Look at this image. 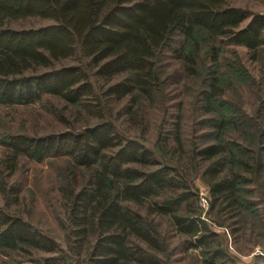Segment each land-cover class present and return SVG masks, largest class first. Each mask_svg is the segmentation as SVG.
<instances>
[{"label":"trees","instance_id":"16d2710c","mask_svg":"<svg viewBox=\"0 0 264 264\" xmlns=\"http://www.w3.org/2000/svg\"><path fill=\"white\" fill-rule=\"evenodd\" d=\"M246 17L247 12L230 0H0V105H30L48 95L99 118L80 131L0 138L15 156L37 161L67 158L63 190L70 202L69 238L73 251L87 244L85 264H159L157 253L165 249L161 233L133 206L147 201L149 212L168 216L178 234L208 248L211 228L191 210L186 190L176 192L177 182L169 176L173 167L164 162L163 149L156 154L138 139H125L105 116L111 97L127 100L126 114L132 123L144 103L161 99L160 58L168 50L188 75L200 78L197 97L203 115H210L202 124L213 131L202 134L201 140L210 142L192 154L213 164L209 182L215 202L224 199L237 211L249 207L240 197L243 182L235 169L251 171L250 158L235 149L228 155L232 143L224 138L227 129L244 131L249 124L236 118V110L231 116L230 105L221 99L217 69L222 44L249 49L262 44L264 20L254 17L241 27ZM27 18L50 23L32 28L11 25ZM207 44L212 65L201 71L198 57ZM74 56H79L76 63L55 65ZM99 81L110 82L102 93L110 98L97 99ZM173 129L182 149L180 117ZM228 156L235 172L219 177L220 169L214 166L228 165ZM261 161L255 156L253 170L260 169ZM157 164L161 166L144 168ZM80 178L83 185L76 191ZM2 180L0 173V184ZM166 190L169 194L160 197ZM27 247L48 254L56 249L54 240L29 221L0 209V250ZM214 257L220 256L214 253ZM37 264L68 263L50 256Z\"/></svg>","mask_w":264,"mask_h":264},{"label":"rangeland","instance_id":"374dc122","mask_svg":"<svg viewBox=\"0 0 264 264\" xmlns=\"http://www.w3.org/2000/svg\"><path fill=\"white\" fill-rule=\"evenodd\" d=\"M230 3L247 12L241 27L254 17L264 20V0H230ZM49 23L46 19L27 18L11 25L32 28ZM262 38V44L257 49L222 44L224 47L217 65L223 88L221 99L230 105L231 116L236 110V118L249 124L244 131L234 127L227 129L224 136L234 145L230 144L228 155H232L235 149L250 158L251 171H241L240 167L235 169L243 182L239 192L241 199L249 205L247 208L231 210L228 201L214 200L209 182L213 175L209 166L213 164L192 154L194 148L198 150L210 142H203L202 134L213 131L209 125L202 124L205 116L210 115H203L201 100L197 97L200 78L188 75L171 51H166L160 58L164 78L161 99L155 104L144 103L137 121L132 123L129 120L126 99L111 97L105 108L106 119L114 122L125 139H138L156 154H161L163 149L164 162L173 167L169 176L177 182L176 192L186 190L191 210L211 228L209 245L205 250L203 246L191 243L189 237L178 234L168 216L149 212V201L139 207L133 204L154 221L161 233L165 249L157 253L159 264H264V33ZM208 48V44L203 45L199 53L197 65L201 71L205 66L212 65ZM78 59L79 56H74L55 65L73 64ZM109 83L95 82L100 97L97 99L110 98L102 96ZM179 117L182 149L176 145L173 135L174 124ZM98 120L94 113L45 95L30 105H0V138L8 134H59L73 128L80 131L83 126L93 125ZM255 156L262 160L260 169L256 171L253 170ZM230 157L228 165L214 166L220 169L217 176L225 177L231 175L230 171L235 172ZM67 166L66 157L49 156L37 161L21 154L15 156L0 142V173L3 179L0 184V209L29 221L37 230L52 238L56 246L50 254L39 253L29 247L15 251L0 250V264H37L38 259L50 256H59L68 264H85L87 244L81 250L76 248L73 251L69 238L70 202L64 198L63 190ZM159 166L161 164L144 168L152 170ZM82 183L80 178L76 191ZM167 194L169 190L162 192L160 197ZM205 196L207 202L204 204ZM214 253L220 257L215 258Z\"/></svg>","mask_w":264,"mask_h":264},{"label":"built area","instance_id":"2783aa9c","mask_svg":"<svg viewBox=\"0 0 264 264\" xmlns=\"http://www.w3.org/2000/svg\"><path fill=\"white\" fill-rule=\"evenodd\" d=\"M203 202H204V204L207 202V197L206 196L203 197Z\"/></svg>","mask_w":264,"mask_h":264}]
</instances>
